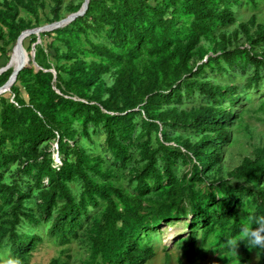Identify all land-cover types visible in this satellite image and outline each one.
<instances>
[{
	"label": "trees",
	"instance_id": "1",
	"mask_svg": "<svg viewBox=\"0 0 264 264\" xmlns=\"http://www.w3.org/2000/svg\"><path fill=\"white\" fill-rule=\"evenodd\" d=\"M63 2L2 0L0 57L8 60L22 31L76 12L82 0ZM242 2L256 4L88 0L82 16L39 33V43L34 35L23 38L26 51L34 44L40 69L29 62L17 73L7 92L12 102L0 95L6 264H27L42 240L38 229L60 246L85 243L81 264H146L153 257L150 229L185 217L187 233L173 246L186 260L212 235V252L227 254L226 263L264 264V248L239 237L244 227L264 234V142L252 143L228 169L223 162L230 126L247 131L244 113L264 108V94L254 110L242 95L264 92V18L257 23L252 14L225 31ZM12 68L0 73V86ZM236 70L248 71L240 86L223 77ZM194 94L196 105L177 106ZM169 256L164 250L166 264Z\"/></svg>",
	"mask_w": 264,
	"mask_h": 264
},
{
	"label": "rangeland",
	"instance_id": "2",
	"mask_svg": "<svg viewBox=\"0 0 264 264\" xmlns=\"http://www.w3.org/2000/svg\"><path fill=\"white\" fill-rule=\"evenodd\" d=\"M71 0H64L63 4L66 5ZM78 0H72L73 3L77 2ZM2 0H0V8ZM255 6L252 7L249 4H245L242 2L239 6L232 8L235 12L234 15V22L232 25L225 29L226 32L235 29L239 22L246 21L248 17L252 14L255 15V19L257 23H261L262 19L264 18V0H256ZM46 13V10L44 11ZM24 12L20 10V15L22 16ZM63 17L68 15V12H63ZM40 20L43 19V14L40 12L38 15ZM30 18L29 15H27ZM23 40V39H22ZM24 47L28 45V40L24 39L22 41ZM201 44L207 45L203 41L200 42ZM13 47V46H12ZM7 56L9 57L8 63L9 67H14L18 59L21 56L20 52L11 49ZM25 56L28 57L30 52H33V49L26 51L24 49ZM15 53L18 57L14 60L13 57ZM218 53V52H216ZM34 54V52H33ZM6 59L0 57V68L3 67L6 63ZM34 62V61H33ZM35 63V62H34ZM31 64V63H30ZM36 65V63H35ZM33 67V65H30ZM37 66V65H36ZM38 67V66H37ZM40 68V67H39ZM34 71L38 70L33 67ZM208 79H211L215 82L224 83L220 76H213L210 74H205ZM248 71L245 70L243 73L239 70H236L232 73L231 76L225 75L229 81H235L239 86L244 81V78L247 77ZM261 88V87H260ZM257 93L253 95V92H249V97L247 96V92H242L243 100L247 103L248 107L251 110H254L263 98V88L260 89ZM259 94V95H258ZM6 97L9 96L8 93L5 94ZM9 98V102H12L11 98ZM200 102L197 94H194L192 100L188 99L183 101L180 105H177L180 108H189L191 106L196 105ZM240 105V104H239ZM239 105L235 106V111L239 110ZM243 125L247 128V131L243 130L241 127H231L230 126V143L227 146H224V155H223V162L225 163L226 169L228 167L234 166L240 158L248 153V149L252 143L260 141L261 143L264 142V108L263 111L260 112H248L244 113L243 117ZM250 135V138L248 136ZM102 137H97L96 142L101 143ZM247 152V153H246ZM51 166L55 168L58 159H56L55 152L51 155ZM183 170L182 166H177L176 168V175H180L181 171ZM121 185L126 188V182H120ZM96 213V211L94 212ZM188 222V218H180L178 220H171L167 223H161L160 225L150 229V245L153 249V257L147 262L146 264H166L163 258V252L166 250L169 253V260L167 264H178V260L180 264H231L226 263L223 257H227V254H223L222 257L218 256L217 254L213 253V245L210 243L212 241V235H210L208 241L203 246L197 242L194 246L195 253L194 257L191 260H186L180 254V251L173 246L174 240L179 237H184L187 233V226L186 223ZM43 229H38L36 232L40 233L42 236V240L38 243L35 249L31 252V256L27 262V264H81V262L86 258L87 251L85 249V243L80 242V240H72L67 245H58L56 242L48 239L44 236ZM80 233V232H79ZM199 232H197V237ZM60 251H63L61 253ZM6 251L3 252V256L0 255V264L8 263L7 256H4ZM236 254L238 255L239 252L236 250ZM252 260L256 259L255 253L251 255ZM56 261V262H53Z\"/></svg>",
	"mask_w": 264,
	"mask_h": 264
},
{
	"label": "water",
	"instance_id": "3",
	"mask_svg": "<svg viewBox=\"0 0 264 264\" xmlns=\"http://www.w3.org/2000/svg\"><path fill=\"white\" fill-rule=\"evenodd\" d=\"M87 2L88 0H82V3L79 7V9L74 12V13H70L68 15H66L65 17H63L62 19H59L58 21H54L51 22L49 24H44L40 27H36V28H32V29H27L22 31L16 38L15 43L11 49V52L16 48L18 52H22V54L25 55L24 49L22 48V46H20V40L27 37L28 35H34L36 36V43H39V39H38V35L39 33L42 32H49L52 31L54 29H58L61 28L65 25H67L69 22H71L73 19H75L76 17L82 16L83 13L86 10L87 7ZM31 45L30 50L33 49V45ZM26 57V56H25ZM9 59V58H8ZM31 63V65H33V67H35V69H40L39 67H37L35 65V63L33 62V52L29 53L28 56V60H19V62H17L16 66L14 68L11 69V72L8 76V78L6 79V81L0 86V95L7 93L9 91L10 86L12 85V83L14 82V79L17 75V73L25 68L28 67V63ZM9 69V63L8 60L5 63V65L3 67L0 68V73L4 72L5 70ZM43 71H47L50 72L52 74V76L54 77V71L52 69H48V70H43ZM56 154V153H55ZM57 158V155H56Z\"/></svg>",
	"mask_w": 264,
	"mask_h": 264
},
{
	"label": "clouds",
	"instance_id": "4",
	"mask_svg": "<svg viewBox=\"0 0 264 264\" xmlns=\"http://www.w3.org/2000/svg\"><path fill=\"white\" fill-rule=\"evenodd\" d=\"M261 225H264V217L259 220ZM240 241L248 240L249 243L256 247L264 248V234H261L258 229H251L248 227L242 228L239 233ZM228 244L231 245L234 249L238 245V242L235 240L228 241ZM10 264H20L19 260L10 261Z\"/></svg>",
	"mask_w": 264,
	"mask_h": 264
},
{
	"label": "bare ground",
	"instance_id": "5",
	"mask_svg": "<svg viewBox=\"0 0 264 264\" xmlns=\"http://www.w3.org/2000/svg\"><path fill=\"white\" fill-rule=\"evenodd\" d=\"M21 41H22V39L20 40V46H21ZM14 50L17 51L16 48H15ZM20 54H21L22 57L19 58L18 55L15 53V56L13 57V59L15 60V59L18 57V58H19V59H18V62H19V60H24V61H25V60H28V57H25V55L22 54V52H21ZM15 66H16V65H15ZM15 66H14V67H15ZM14 67H13V68H14Z\"/></svg>",
	"mask_w": 264,
	"mask_h": 264
},
{
	"label": "built area",
	"instance_id": "6",
	"mask_svg": "<svg viewBox=\"0 0 264 264\" xmlns=\"http://www.w3.org/2000/svg\"><path fill=\"white\" fill-rule=\"evenodd\" d=\"M56 159H58V158H56ZM58 163V162H57Z\"/></svg>",
	"mask_w": 264,
	"mask_h": 264
}]
</instances>
